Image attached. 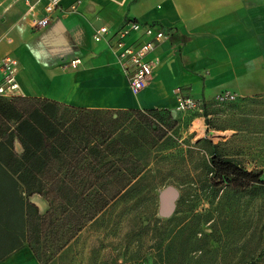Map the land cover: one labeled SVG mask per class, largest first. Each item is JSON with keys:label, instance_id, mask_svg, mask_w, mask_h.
Listing matches in <instances>:
<instances>
[{"label": "crops", "instance_id": "1", "mask_svg": "<svg viewBox=\"0 0 264 264\" xmlns=\"http://www.w3.org/2000/svg\"><path fill=\"white\" fill-rule=\"evenodd\" d=\"M59 1L61 9L51 14L49 24L34 28L27 3L42 9L46 0H0V64L6 54L17 57L16 95L54 100L61 111L68 107L106 111L109 120L134 108L168 111L175 117L186 111L178 108V99L191 97L198 105L187 108L193 112L189 131L198 143L208 139L218 144L225 138L216 140L208 131L223 129L210 127L204 116L206 112L209 117L217 94L228 92L233 99L264 95V0ZM73 3L76 9L70 11ZM132 20L168 33L146 55L151 77L136 93L129 87L133 65L115 48L118 30ZM101 26L108 30L95 39L93 33ZM149 39L142 29L123 38L132 46ZM73 58L79 59L75 67L61 66ZM15 149H22L17 139ZM255 167L264 176V165ZM35 195L45 203L43 208L32 199ZM29 200L40 213L49 207L38 193ZM94 221H88L49 262L43 263L32 245H23L1 258L0 264H67L83 243L95 239L86 238Z\"/></svg>", "mask_w": 264, "mask_h": 264}, {"label": "rangeland", "instance_id": "2", "mask_svg": "<svg viewBox=\"0 0 264 264\" xmlns=\"http://www.w3.org/2000/svg\"><path fill=\"white\" fill-rule=\"evenodd\" d=\"M188 110L175 117L166 111L115 115L113 139L127 143L124 157L139 159L144 171L94 217L86 238L95 239L67 264H264V185L234 193L214 180L211 143H198L189 131ZM208 112V125L223 129L207 130L225 138L218 150L261 169L255 166L264 165V95L216 100ZM166 125L172 127L158 139ZM32 199L45 206L39 196ZM31 245L43 263L62 248L50 234Z\"/></svg>", "mask_w": 264, "mask_h": 264}, {"label": "trees", "instance_id": "3", "mask_svg": "<svg viewBox=\"0 0 264 264\" xmlns=\"http://www.w3.org/2000/svg\"><path fill=\"white\" fill-rule=\"evenodd\" d=\"M106 114L76 107L61 111L47 98L0 96V259L44 234L62 247L141 177L142 163L124 157L127 143L113 139L117 119ZM171 127L166 125L158 139ZM211 145L208 168L214 180L234 193L264 185L261 169H247L238 158L222 154L218 143ZM33 193L47 200L45 213L29 200Z\"/></svg>", "mask_w": 264, "mask_h": 264}, {"label": "built area", "instance_id": "4", "mask_svg": "<svg viewBox=\"0 0 264 264\" xmlns=\"http://www.w3.org/2000/svg\"><path fill=\"white\" fill-rule=\"evenodd\" d=\"M56 9H61L59 0H46L42 9L28 2L26 14L30 18L32 27L43 28L49 24L51 14ZM75 9L76 5L74 3L69 6L70 11H74ZM141 29L150 39L137 46L125 45L123 40L124 36L131 30ZM107 30L108 28L106 26L97 28L93 33L94 38L99 39ZM118 35L115 48L120 58H129L133 65L132 72L129 75V87L132 92L136 93L146 86L151 77L152 65L151 61L146 59V55L153 49L157 41L167 38L168 33L160 28H154V26L150 24H142L141 22L132 20L118 30ZM78 62V58H73L62 63L61 66L63 68L75 67ZM18 65L19 61L17 57L10 53L2 58L0 67L3 71V76L0 79V96L10 98L17 94L19 89V82L17 79ZM233 98L234 95L228 92H223L216 96L218 102H225ZM197 105L198 101L191 97H180L178 99L179 109L193 108ZM210 174H213V172L210 171Z\"/></svg>", "mask_w": 264, "mask_h": 264}]
</instances>
